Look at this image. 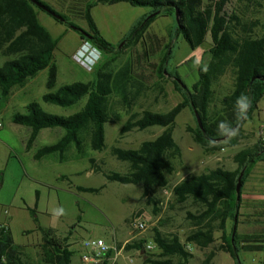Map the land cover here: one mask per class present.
<instances>
[{
    "label": "trees",
    "instance_id": "16d2710c",
    "mask_svg": "<svg viewBox=\"0 0 264 264\" xmlns=\"http://www.w3.org/2000/svg\"><path fill=\"white\" fill-rule=\"evenodd\" d=\"M38 1L50 7L41 0ZM233 1L237 4L235 10L229 9L232 0H208L207 3L203 0H95L87 5L84 14L88 23L86 31L91 38L86 39L80 32L78 34L102 54L101 60L93 70L96 79L90 82H74L55 90L58 66L54 53L59 40L53 38L41 24L38 10H44L31 0H0V51L8 58L0 67L1 98L7 102L15 87L26 85L44 70L48 71L46 86L49 90L43 96L45 103L68 108L87 98L83 108L70 116L47 113L39 103L32 102L27 106L26 114L17 113L12 117L15 124L30 128V142L46 129L61 128L65 131L56 144L42 147L34 158L41 159L46 155L59 154L63 161L67 159L66 153L71 146H74L79 154H83L86 137L89 138L93 151L102 152L106 148L105 125L122 119L121 113L115 111L116 105H119L128 116L120 131L122 135L134 130L144 131L154 126L162 127L163 132L152 141L142 142L137 149L113 148L112 154L119 161L130 164L126 174L103 172L96 166L93 158H89V161L94 172L102 173L107 180L142 185L143 196L156 200L157 191L169 187V176L175 173L176 163L182 158V150L173 133L177 117L184 109L188 108L193 112L194 107L198 110L203 129L197 123L195 128H189V132L206 152L214 153L239 145L244 125L253 118L259 102L264 97V81L257 78L264 77V24L263 33L259 34L256 30L260 22L247 18L251 9L263 7L264 0ZM118 3L150 8L152 13L159 12L154 17L147 19V16L138 21L126 36L127 44L122 49H118L104 38L91 14L92 9L99 4ZM176 11L179 12L176 31L182 34L193 50L201 47L210 33L212 44L208 64L205 66L202 62L199 65V79L189 87L178 75L167 71V59L164 58L158 68V78L162 80L166 75L172 76L183 101L167 112L150 109L135 111L133 106L136 101L150 88L134 76L131 61L128 60L117 67L118 56L126 47L141 41L142 33L159 16L173 17ZM60 15L64 18L63 21L55 19L71 27L73 23L64 15ZM104 53H113L116 56L106 59ZM227 74L233 77V89L222 98L218 108L215 104V86ZM158 86L159 84L155 87ZM242 104H247V107L243 108ZM248 106L250 109L243 119ZM235 126L237 128L233 134L227 140L221 141ZM234 161L238 166L234 171L217 167L199 175H190L173 187L177 202L182 204L192 199L203 211L197 215L188 213L189 219L194 222V229L184 241L177 236L164 237L156 230L154 239L161 254L158 259L148 258L149 264H189L194 254L187 249L188 245L202 249L214 243L213 222L217 219L222 222L227 219L232 221L229 239L226 246L221 245V249L231 255L235 264H242L239 256L242 251L264 253V232L243 237L238 233L243 186L254 166L264 162V144L260 140L254 150L240 151L235 155ZM242 170L245 171L241 196L238 199L237 183ZM77 189L90 193H99L102 190L82 186ZM39 229L43 231V238L35 247L40 250L42 264H71L74 252L67 244L69 238H60L51 229ZM3 236L0 234V264H28L24 252L28 246L5 241L7 237ZM145 243V240H140L127 244L126 248L146 251ZM145 255L149 254L145 252ZM109 256L111 252L106 257ZM213 259L214 253L207 256L203 264H212ZM261 263L264 264V256ZM104 264H108L107 260Z\"/></svg>",
    "mask_w": 264,
    "mask_h": 264
},
{
    "label": "rangeland",
    "instance_id": "374dc122",
    "mask_svg": "<svg viewBox=\"0 0 264 264\" xmlns=\"http://www.w3.org/2000/svg\"><path fill=\"white\" fill-rule=\"evenodd\" d=\"M94 1L54 0L49 5L64 15L73 23L72 25L87 30L88 23L84 14L88 3ZM203 2L207 3L208 0ZM71 4L73 9L68 12ZM236 7V1L232 0L229 9L235 10ZM38 14L41 24L59 40L54 53L58 66L55 90L74 82L95 80L94 71L83 67L74 57L84 42L78 32L67 24L58 22L45 11L38 10ZM153 14L150 8L135 7L129 3L99 4L92 9V16L104 38L118 49L126 46V36L133 26L147 16V19L151 18ZM171 17L159 16L142 33L141 41L126 47L118 56L116 66L131 61L134 76L150 88L136 101L133 106L135 111L150 109L167 112L183 101V96L176 89L172 76L166 75L162 80L158 78V68L164 58L167 59L165 64L167 71L178 75L187 86L192 80L189 77L194 74L199 79V65L203 62L206 66L210 59L209 49L212 44L210 33L207 34L203 45L193 50L182 34L176 31L178 26L176 13L173 19ZM247 18L260 22L256 32L262 34L264 3L260 9H251ZM104 56L109 59L116 54L104 53ZM7 59L0 51V67ZM35 78L29 85L30 80L24 86L15 87L7 102L0 94V118L3 122L0 129V225H8L9 231L5 228V232L13 242L29 246L25 249L28 264H42L40 250L33 246L43 238L40 227L53 230L59 237H64L73 228L77 231L80 244L72 242L70 246L74 251L71 264H98L96 260L90 262L83 260V255L89 253L84 249V243L91 239L103 238L112 246L111 256L107 258L108 264H149L148 258L158 259L161 250L154 239L156 230L164 237L177 236L184 241L194 229V222L189 219L188 213L197 215L202 207L192 199L182 204L177 202L173 187L187 176L193 173L200 174L218 166V163L226 169L233 168L234 159L228 154H234L235 149L226 147L228 154L217 150L218 157L208 158L209 153L194 141L189 132V128H195L197 125L195 115L190 109H184L177 117L173 133L182 150V158L176 163L175 173L169 176V187L158 190L156 200H150L143 196L142 185L111 182L102 173L94 172L89 158H93L96 166L103 172L126 174L130 164L119 161L112 154L113 148L137 149L142 142L154 140L163 128L154 126L144 131L134 130L122 135L120 131L128 116L121 106L116 105L115 111L121 113L122 119L105 125L106 148L102 152L93 151L89 138L86 137L83 154L78 155L75 147L71 146L66 153V160L61 161L59 154L35 159V154L42 147L56 144L65 131L61 128L46 129L30 142V128L15 124L12 117L17 113L26 114L27 106L32 102L39 103L47 113L70 116L81 110L87 100L84 98L68 108L45 103L43 96L49 92L46 86L48 71H41ZM233 81L232 75L227 74L216 84L215 104L218 108L222 98L233 89ZM157 84L159 86L155 87ZM248 125L252 128L246 131L248 137L243 140L244 147H248L254 138H259L264 130V97ZM62 176L65 178L62 179ZM79 186L102 190L99 193L80 192L77 189ZM239 219L241 228L238 233L241 237L264 232V208L257 207L249 214L242 213ZM138 220L147 223L145 231L137 229ZM231 222L230 220L229 232L232 228ZM218 223V220L215 221L214 227H217ZM140 240H145V247L149 242L155 244V249L149 253L150 256L146 260L138 248H126L127 244ZM194 250V258L189 264H203L206 256H203L200 249ZM117 251L121 253L115 259ZM136 254L138 259L134 256ZM239 256L242 264H261L263 252L242 251ZM215 264L234 262L229 254H222L216 257Z\"/></svg>",
    "mask_w": 264,
    "mask_h": 264
},
{
    "label": "crops",
    "instance_id": "0c3cea01",
    "mask_svg": "<svg viewBox=\"0 0 264 264\" xmlns=\"http://www.w3.org/2000/svg\"><path fill=\"white\" fill-rule=\"evenodd\" d=\"M42 1V0H41ZM54 0H48V1H42V2H44L45 4H47V5H49L50 4V2H53ZM72 3V2H71ZM72 4H74V3H72ZM72 4H71V6L69 7V9H68V12H70L71 11V9H73V7H72ZM89 4V3H88ZM118 4H120V3H118ZM50 6V5H49ZM51 7V6H50ZM72 7V8H71ZM55 10V9H54ZM56 11V10H55ZM59 13V12H58ZM91 14H92V11H91ZM147 15V14H146ZM146 15H144V16H146ZM93 17V16H92ZM165 17H169V16H165ZM38 18H39V14H38ZM94 19V18H93ZM171 19H173L172 17H171ZM40 20V19H39ZM95 21V20H94ZM96 23V22H95ZM97 25V24H96ZM98 26V25H97ZM99 28V27H98ZM100 30V29H99ZM100 32H101V30H100ZM101 34H102V32H101ZM103 35V34H102ZM54 38V37H53ZM55 39H57V38H55ZM190 76V75H189ZM190 79H192L191 80V83H190V85L189 86H192L194 83H196L197 81H198V79L195 77V74L192 76V77H189ZM36 78H34V79H32V80H30V82L28 83V85L29 84H31L34 80H35ZM189 79V80H190ZM192 112V111H191ZM253 119V118H252ZM251 119V120H252ZM251 128L252 127H250L249 125H248V122L244 125V127H243V130H242V139L240 140V143H239V145H237V146H235V147H232V148H234L235 149V153L234 154H228V148H226V149H222V151H223V153L225 152L226 154H228V155H230L233 159H234V157H235V155L236 154H238L240 151H242V150H244V149H247V150H254L255 148H256V145H257V143L261 140L260 138L261 137H259V138H254L253 139V142H250L249 144H248V147H244L245 146V144H242L243 143V140L246 138V137H248V134H247V132L246 131H250L251 130ZM164 130V129H163ZM163 130H162V132H163ZM161 132V133H162ZM257 132H258V130H257ZM160 133V134H161ZM159 134V135H160ZM40 135V134H39ZM158 135V136H159ZM203 148V147H202ZM76 149V148H75ZM190 149H192V148H190ZM77 150V149H76ZM79 152H77V154H78ZM79 155V154H78ZM182 155H183V153H182ZM209 156H208V158H210V159H214V158H216V157H218V153L217 152H214V153H209L208 154ZM75 158V157H74ZM59 159L61 160V158H60V156H59ZM62 161V160H61ZM233 164H235V166L233 167V168H231V169H227V170H230V171H234V170H236L237 169V164L235 163V161H234V163ZM217 167H222L219 163H218V166H216V167H212V168H210V169H208V170H206V171H204V172H207V171H209V170H211V169H215V168H217ZM222 168H224V167H222ZM224 169H226V168H224ZM204 172H202V173H204ZM201 174V173H200ZM192 175H199V174H196V173H193ZM190 176V175H189ZM188 177V176H187ZM63 178H65L64 176H62V179ZM178 184V183H177ZM242 200H243V202H242V206H241V209H240V216H241V214L242 213H246V214H249L250 212H252V210H254L255 208H264V162H259V163H257L255 166H254V168L252 169V171H251V173L248 175V177L246 178V181H245V184H244V186H243V190H242ZM201 211H203V210H201ZM218 221H219V223H218V226L216 227L215 226V231H214V239H215V242L214 243H212L211 245H209L208 247H205V248H202V249H200V248H198V249H200L201 251H202V253H203V256H206V258H207V256H209L210 254H212V253H214V259H213V261H212V264H215V259H216V257L217 256H221L222 254H229V253H227V252H224L222 249H221V245H224V246H226V241L229 239V236H230V233H231V231L229 232V229H230V227H229V223H230V220L229 219H227V220H225L224 222H222L220 219H217ZM216 220V221H217ZM213 224H214V222H213ZM231 224H232V222H231ZM215 225V224H214ZM213 225V226H214ZM247 226V225H246ZM0 227H1V225H0ZM241 228V222H240V219H239V225H238V231H240L239 229ZM246 228V227H245ZM232 229V228H231ZM9 231V230H8ZM2 235H6V237H7V239H4L5 241H8V242H12V239L10 238V236H9V234H7L6 232H5V230H3L2 231V233H1ZM56 234V233H55ZM57 235V234H56ZM3 236V237H4ZM58 236V235H57ZM244 236V235H243ZM59 237V236H58ZM66 237H68L69 238V240L67 241V244L68 245H70L71 246V244H72V242L74 243V244H80L79 243V240H78V235H77V231L73 228V229H71L70 231H68V233L64 236V237H60V238H66ZM99 239H103V238H99ZM105 240V239H104ZM42 241V240H41ZM106 242H107V240H105ZM183 241V240H182ZM15 243V242H14ZM40 243V242H39ZM108 243V242H107ZM16 244V243H15ZM36 244H38V243H36ZM36 244H34L33 246H35ZM16 245H18V244H16ZM21 246H23V245H21ZM27 247V246H26ZM31 247V246H30ZM27 248H29V246L27 247ZM195 248H197L195 245H188V250L191 252V253H193V254H195V252H193V251H195L194 249ZM38 249V248H37ZM71 249V248H70ZM72 250V249H71ZM73 251V250H72ZM24 252H25V250H24ZM74 252V251H73ZM26 254V253H25ZM140 254L143 256V258H144V260H146L147 258H148V256H150V254L149 255H145V253H143L142 251H140ZM230 255V254H229ZM135 256V258L136 259H138V255L136 254V255H134ZM231 256V255H230ZM263 256H264V253H263ZM205 258V259H206ZM232 258V257H231ZM205 259H203V261L205 260ZM232 260H233V262H234V259L232 258ZM261 261H262V258L260 259V263H261ZM234 264H235V262H234ZM262 264V263H261Z\"/></svg>",
    "mask_w": 264,
    "mask_h": 264
},
{
    "label": "built area",
    "instance_id": "2783aa9c",
    "mask_svg": "<svg viewBox=\"0 0 264 264\" xmlns=\"http://www.w3.org/2000/svg\"><path fill=\"white\" fill-rule=\"evenodd\" d=\"M77 62H79L83 67L89 71H93L102 58L101 52L92 46L88 40H84L81 48L74 55ZM3 127L2 119L0 118V129ZM261 142L264 144V130H262L260 135ZM147 223L144 220H138L137 229L139 231H145L147 229ZM5 228H8V225H1L0 234ZM8 230V229H7ZM84 249L88 250L89 253L83 255V260L90 262L96 260L98 264H104V261L107 260V254L112 251V246L109 245L104 239H91L84 243ZM155 249V244L149 242L146 245V251L143 253H150ZM121 251L115 253V259L119 256Z\"/></svg>",
    "mask_w": 264,
    "mask_h": 264
},
{
    "label": "water",
    "instance_id": "95a60500",
    "mask_svg": "<svg viewBox=\"0 0 264 264\" xmlns=\"http://www.w3.org/2000/svg\"><path fill=\"white\" fill-rule=\"evenodd\" d=\"M31 2H33L36 6H38L39 8H41L42 10H44L45 12L49 13L51 16H53L54 18H56L57 20L59 21H63L64 18L59 14L57 13L56 11L52 10L50 7L44 5L43 3L39 2L38 0H31ZM159 12H155L152 17H154L155 15H157ZM176 20L177 22H179V12L176 11ZM71 28L74 29L75 31L77 32H80L81 34H83V36L86 38V39H90V35L89 33L86 31V30H83L75 25H71ZM258 79L260 80H263L264 81V77H257ZM178 82L180 84H182V86L186 87V85H183L182 81L181 80H178ZM250 109V106H248L244 116H243V119L246 117L247 115V112L249 111ZM193 113L195 114V118H196V121L198 123V125L203 129V125H202V120H201V117H200V114L198 112L197 109H195L193 107ZM237 128V126L233 127L230 132L224 137L221 139V141H225L227 140L234 132V130ZM244 171L245 170H242L240 176H239V179H238V183H237V196H238V199L240 198L241 196V186H242V177L244 175ZM234 230H236V225L234 226ZM234 236V235H233Z\"/></svg>",
    "mask_w": 264,
    "mask_h": 264
},
{
    "label": "clouds",
    "instance_id": "9594fccd",
    "mask_svg": "<svg viewBox=\"0 0 264 264\" xmlns=\"http://www.w3.org/2000/svg\"><path fill=\"white\" fill-rule=\"evenodd\" d=\"M243 99H247L246 97H243ZM238 103H240L239 101H238ZM243 108H246L247 107V104H242L241 105Z\"/></svg>",
    "mask_w": 264,
    "mask_h": 264
}]
</instances>
